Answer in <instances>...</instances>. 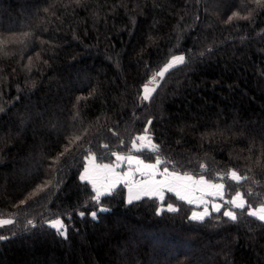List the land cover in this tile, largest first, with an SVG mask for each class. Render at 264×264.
<instances>
[{
  "label": "trees",
  "instance_id": "1",
  "mask_svg": "<svg viewBox=\"0 0 264 264\" xmlns=\"http://www.w3.org/2000/svg\"><path fill=\"white\" fill-rule=\"evenodd\" d=\"M50 2L0 0V34L32 31L39 18L50 20L27 47L0 58V218L17 221L0 227V236L9 237L0 240V264H264V222L246 210H236L238 223L222 216L224 208L211 210L202 224L190 222L197 208L173 193L166 192L163 202L143 197L127 205L121 184L114 196L102 197L111 212H98L93 221L88 213L97 209L81 207L93 194L79 179L87 153L70 154L59 171L48 167L49 156L62 150L63 138L81 120L93 126L89 139L97 161L111 163V153L120 152L154 162L155 154L132 150V139L147 129L161 145V158L179 161L176 171L225 183L224 199L242 191L253 207L264 202V169L242 158L250 155V142L253 158L264 148V9L257 8L250 21L226 25L233 0H123L127 14L122 0H89L86 8H59L60 19L45 17ZM181 54L187 63L141 104L140 86L171 55ZM78 96L87 99L73 121ZM209 132L217 135L202 139ZM232 168L251 179L239 185L216 179ZM47 182L17 216L15 205ZM169 203L180 211L156 214ZM57 215L68 226L66 240L39 226ZM28 219L38 227L24 232Z\"/></svg>",
  "mask_w": 264,
  "mask_h": 264
},
{
  "label": "snow or ice",
  "instance_id": "2",
  "mask_svg": "<svg viewBox=\"0 0 264 264\" xmlns=\"http://www.w3.org/2000/svg\"><path fill=\"white\" fill-rule=\"evenodd\" d=\"M89 0H51L47 7L43 9L45 17L56 16V12L59 8H63L65 11L72 8H86ZM250 4H254L256 8L250 7ZM120 6L125 7L127 14V5L122 3ZM233 8L231 14L223 21L226 25L236 24L240 21H250L253 17L255 10L264 9V0H233ZM140 6L135 5L133 11ZM115 10V6L113 8ZM95 15V13H94ZM60 19L59 16H56ZM134 19V18H133ZM182 19V18H181ZM50 20H46L44 17L39 18L35 29L28 32L22 33H12L11 35L0 34V58L10 57L13 55V49L18 45L27 47V45L36 37V31L41 30L40 26L45 23H49ZM61 23L63 21L61 20ZM47 31V28L42 29ZM75 38V37H74ZM150 43H155L156 39L152 36L148 37ZM40 43L43 45L49 43L48 41L41 40ZM23 50V48H22ZM207 52H211L212 49L209 47L206 49ZM201 56L204 53H200ZM36 58L40 59V53H36ZM29 64L27 67L31 70L32 58L29 57ZM46 64L47 61H44ZM187 63V57L184 54L181 55H171L170 58L156 70L148 79L140 86L138 90V97L141 104L144 102H151L155 94L158 93L159 89L166 82V76L172 70L178 66H183ZM95 95V89L89 93V96ZM87 97L78 96L73 108L75 109L72 120L77 121L80 117L79 104L82 100H86ZM5 109L0 107V112H4ZM99 119V118H97ZM152 124V121H148ZM93 126L89 124L87 127L83 126V121L77 124H73L68 135L63 138V143L58 147L62 150L59 151L55 156H49L51 163L48 165L49 170L56 168L57 171L60 170L61 161L67 156L74 152H86L87 155L84 156L86 163L83 165V172L80 173L79 179L86 184H90L92 188V195L86 199L81 207L87 209L89 206L95 207L97 210H93L88 215H90L93 221L98 220L99 213H109L111 208L106 207L102 204V197H111L116 194V189L119 185L127 189V196L125 198V203L127 205H132L136 201H140L143 197H154L163 202L165 200V193H174L175 196L180 201H185L190 205H197L202 207V211L191 212L188 217L190 222L204 223L206 218L211 216L209 212L210 201L205 199V196H210L213 198H218L223 203H211V208L219 213L221 209L225 210L222 212V216L227 219V221L232 223L239 222V216L236 210H246L247 216L255 218L260 222H264V202L259 203L256 207H253L246 199V194L242 191H236L230 199H224L226 185L225 183H216L206 179L205 175L201 174L198 177L194 176L186 171H176L179 161H174L168 158H161V145L153 142L150 135L147 134L148 130L145 129V134L138 135L132 139V150L136 152H148L150 155L155 154L154 162H146L139 155L132 154H121L120 152H112L111 155L115 157L113 163H97V155L91 150V140L89 137L93 135ZM97 133L99 129L95 130ZM111 131V129H109ZM222 134V133H221ZM116 135V133H113ZM217 132H209L202 134V139L208 137H214ZM241 135H243L241 133ZM264 139V137H261ZM85 143L89 144L88 148H85ZM124 140L120 139V145H124ZM180 143V141H177ZM103 149H108V144L101 145ZM248 152L250 153L247 157H242L245 160L251 161L252 165L255 167H260L264 169V148H261L260 155L253 158L255 152V142H250L248 147ZM241 157L238 156L237 159ZM126 163L128 166L127 171L120 170L122 164ZM162 165H169V167H163ZM182 167V166H181ZM199 167L205 172L208 171V165L200 164ZM170 168L172 170H170ZM247 172L253 171L252 167L246 169ZM139 176V179L136 177ZM217 180H229L235 182L239 185L241 182L248 181L251 179L247 174L242 175L241 171L232 168L229 169L224 174H217ZM48 183H43L37 185L33 193L21 200L19 205H15L18 211L16 215H19L20 206L27 205L29 200H32L40 192L44 191L48 187ZM256 183H259L257 181ZM254 193L251 189L248 190L247 196L251 197ZM255 195H259L258 193ZM168 213H178L180 208L169 203L166 207L161 206L156 209L157 215H162L164 212ZM79 217L84 218L86 216L85 211H79L77 213ZM67 219H71V214H65ZM17 221L13 218H0V227L4 226H15ZM40 227H47L54 229L56 234L64 238H68V226L64 223V217L57 215L54 219H48L43 221ZM38 227L37 223L33 219H28L23 226L22 231L28 232L30 229H36ZM15 235V233H14ZM9 237L0 236V240H6Z\"/></svg>",
  "mask_w": 264,
  "mask_h": 264
},
{
  "label": "crops",
  "instance_id": "3",
  "mask_svg": "<svg viewBox=\"0 0 264 264\" xmlns=\"http://www.w3.org/2000/svg\"><path fill=\"white\" fill-rule=\"evenodd\" d=\"M133 155V154H132ZM127 170H128V168H127ZM137 178H139V176H137L136 177V179ZM126 191H127V189H126ZM174 194V193H173ZM175 195V194H174ZM205 199H207V200H209L210 201V204H209V212L211 211V210H213L212 208H211V203H220V199H218V198H213V197H210V196H206L205 197ZM218 199V201H215V200H217ZM193 206H195L197 209L195 210V211H202L203 210V208L202 207H199V206H197V205H193ZM214 211V210H213Z\"/></svg>",
  "mask_w": 264,
  "mask_h": 264
},
{
  "label": "rangeland",
  "instance_id": "4",
  "mask_svg": "<svg viewBox=\"0 0 264 264\" xmlns=\"http://www.w3.org/2000/svg\"><path fill=\"white\" fill-rule=\"evenodd\" d=\"M114 161H115V158H114V160H112L111 163H113ZM147 162H148V161H147ZM97 163H109V162H99V161H97ZM127 168H128L127 164L124 163V164L121 165L120 170H122V171H127ZM139 178H140V177H139ZM139 178H137V179H139ZM205 197H206V196H205ZM215 201H218V199L215 200Z\"/></svg>",
  "mask_w": 264,
  "mask_h": 264
}]
</instances>
